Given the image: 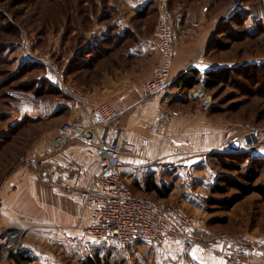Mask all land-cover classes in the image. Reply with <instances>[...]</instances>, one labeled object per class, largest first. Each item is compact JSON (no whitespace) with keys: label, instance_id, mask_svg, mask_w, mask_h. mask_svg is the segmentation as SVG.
Instances as JSON below:
<instances>
[{"label":"rangeland","instance_id":"1","mask_svg":"<svg viewBox=\"0 0 264 264\" xmlns=\"http://www.w3.org/2000/svg\"><path fill=\"white\" fill-rule=\"evenodd\" d=\"M131 1L0 0V188L6 176L21 165L30 163L31 168H35L36 163L27 162V159H35L31 153L37 142L47 132L65 124L62 115L49 116L52 107L64 104L62 101L67 98L63 93L41 97L35 94L40 89L36 79L43 75L42 68L49 70L36 62V58L47 56L64 71L66 85L79 92L85 90L82 83L87 79L110 74L119 66L123 71L131 70L139 63V60L124 57L135 37L116 47L106 45L103 51L107 50L109 54L102 49L97 54L85 52L84 47L89 45L86 33L94 28V33H100L101 26L110 27L109 31L116 29L114 33L148 37L157 32L162 14L167 13L172 18L183 16L180 26H175L177 44L183 34L188 41L196 42L204 33L207 42L200 51V60L213 67L224 66L232 70L231 77L218 89L209 92L202 84L198 86L211 97L212 108L220 110L214 113L211 108L208 115L234 127L236 134L227 139L248 136L252 128H264V68L252 70L246 67L264 64V30L260 29L264 26V0H155L149 4L144 18L127 10L126 5ZM237 14L246 16L242 23L229 22ZM122 16L128 23L126 32L115 26L117 17ZM230 36L233 40H229ZM219 45L228 48L220 51ZM77 51H80L79 57H73ZM84 56L88 58L84 59ZM30 62L39 66L31 67ZM144 68L140 70L141 74H149L151 68ZM48 75H52L51 71ZM47 87L44 85L42 91L48 92ZM182 108L176 107V110ZM191 108L202 112L198 101L191 103ZM204 158L202 163L199 162L200 166L189 169L183 165L188 159L182 158L174 164L170 182L172 193L168 197L158 199L143 194L142 198L161 205L178 206L197 219L206 220L205 231L209 236H229L245 241L255 238L256 244L264 247L263 198L252 194L229 210L224 209L225 205H208L211 198L226 201L236 193L231 190L227 196H212L210 186L216 183V176L220 174L235 180L239 172L215 166L211 163L214 161L211 155ZM241 161L242 172H245L248 162L244 158ZM223 162L238 164L229 158ZM196 178H204V188L197 190ZM263 180L264 176L259 182L263 183ZM184 191L189 197L183 196ZM197 203L201 207L204 205L205 211L197 210ZM28 240L27 235L22 239L23 243ZM30 241L40 244L37 250L45 254L51 264H86L90 259L109 261L110 264H156L159 261L156 248L145 244L122 247L111 241L97 243L85 235L42 246L43 242L38 243L33 238ZM14 258H8L5 264H23Z\"/></svg>","mask_w":264,"mask_h":264},{"label":"crops","instance_id":"2","mask_svg":"<svg viewBox=\"0 0 264 264\" xmlns=\"http://www.w3.org/2000/svg\"><path fill=\"white\" fill-rule=\"evenodd\" d=\"M154 1L132 0L128 2L130 4L126 5V8L131 14H137ZM115 22L117 29L126 32L128 23L124 16L117 17ZM99 30L100 33H94L95 28L86 33L85 38L89 45L86 44L84 47L85 52L96 54L107 43L115 42L110 38L115 36L114 33H108L110 27L101 26ZM118 34L121 37L125 35L122 32ZM128 34L129 38L131 36L136 39L134 44L127 47L124 57L139 60V63L131 70L123 71L119 66L111 70L110 74L85 80L82 83L85 90L81 93L92 103H108L123 110L119 130L128 141L131 143L148 141L145 158L122 156V177L136 197L142 198L143 194H151V197L161 199L157 191L170 188L172 172L175 170L173 167H176L174 164L178 160L188 159V162L183 164L185 169L200 166L199 162L202 163L205 155L225 153L224 141L236 133L229 123L213 120L208 115L209 111L201 112L191 108V103H196L191 98V93L201 87V84L197 85V88L184 91L187 92L185 94L174 86L172 95L162 94L150 101L141 102L144 85L153 78V73L160 62L157 33H151L148 37L136 33ZM179 40L171 68L173 78L176 79L181 74L196 69L205 79L209 71L227 68L213 67L211 63L200 60V51L207 40L204 33L196 42L188 41L185 34L179 36ZM79 55L80 51H77L73 57L78 58ZM195 59H197L195 62L189 64ZM145 66L151 68V71L142 75L140 70ZM50 78L54 81L53 75ZM62 102L64 103L62 108L54 110L49 116L62 115L66 119L64 123L76 121L82 116L79 104L68 99ZM176 107L183 108L176 110ZM167 109L178 111L180 118L155 125L156 119ZM58 129L59 127L47 132L35 145V151L31 153L35 159L29 161L27 159V162H35L36 167L32 169L30 163L21 165L6 176L0 188V232L5 229L28 230L29 240L24 243L26 253L21 257L31 260L26 264H51L45 254L37 250L36 247L40 244L36 245L30 239L33 238L38 243L43 242L42 246L52 244V241L63 242L66 239L83 236L85 234L78 230L77 226L81 223L84 227L91 219V213L84 212L76 192L87 187L98 173L99 157L96 144L81 139L62 142L57 137ZM101 133L112 137L118 133V129L109 125L102 128ZM251 156L264 159V145L253 150ZM42 177H45L47 182ZM203 180L195 179L197 190L205 187ZM150 183L155 187V189L151 187V191L148 190ZM183 196L189 197L187 191H184ZM198 201L200 200L196 202ZM203 206H198L197 203L195 207L199 211H205ZM198 226L206 229L207 221L198 219ZM246 240L256 243L257 239ZM214 245L216 250L228 247L226 242L215 241ZM155 248V252L159 253V261L156 264H165L164 249ZM166 248L176 254V264H224L222 258L209 248L194 246L184 249L180 243L173 241L167 243Z\"/></svg>","mask_w":264,"mask_h":264},{"label":"built area","instance_id":"3","mask_svg":"<svg viewBox=\"0 0 264 264\" xmlns=\"http://www.w3.org/2000/svg\"><path fill=\"white\" fill-rule=\"evenodd\" d=\"M183 16L172 18L167 13L161 15L157 29V50L160 62L153 78L143 88L141 102L150 101L159 95L174 94V81L171 68L177 47V31ZM36 62L46 66L53 75L54 82L63 95L70 101L81 106L82 116L73 122L59 127L57 137L66 142L71 139H81L95 143L99 157V170L90 184L78 190L84 212L91 213L90 223L86 226L78 224L77 229L97 243L111 241L126 247L137 243H147L152 247L164 249L165 264H176V254L167 249V243L178 242L184 249L199 246L209 248L222 258L224 264H264V247L254 242L229 236H209L205 229L198 226V219L185 210L174 205H161L154 201L136 197L132 189L124 182L121 168L122 156L129 155L145 158L148 147L147 140L131 143L120 129V119L123 113L108 103L95 104L86 99L79 91L65 83V73L53 64L47 56L36 58ZM191 98L198 101L203 112L212 108L211 97L201 88L191 93ZM62 104L50 110L61 109ZM180 118V113L164 110L155 121L170 122ZM113 125L118 133L112 137L105 136L101 129ZM90 133L91 138H86ZM238 149L233 150V145ZM264 145V128H252L248 136L232 137L225 142V153H245ZM42 179L47 182L45 177ZM28 230L7 229L0 232V264H5L8 258L26 253L22 239ZM215 241L226 242V249L216 250Z\"/></svg>","mask_w":264,"mask_h":264},{"label":"trees","instance_id":"4","mask_svg":"<svg viewBox=\"0 0 264 264\" xmlns=\"http://www.w3.org/2000/svg\"><path fill=\"white\" fill-rule=\"evenodd\" d=\"M151 5V3H149ZM149 4L146 5L142 10L137 12L138 18H144L147 16V9L149 7ZM242 18L240 19V17ZM243 18H246L244 15L237 14L236 16H233L230 18L229 22H235L237 24L242 23L244 20ZM260 29L264 30V26L260 27ZM111 30V29H110ZM117 30L114 29L113 31H109L108 33H114ZM224 32V31H223ZM115 36L110 37L113 38L115 42H109L107 43V46L113 45V47H116L118 44L121 43V41L125 40L127 37L129 38V34L125 33L124 36H120L118 33H114ZM116 37V38H114ZM131 37V36H130ZM109 38V40H110ZM229 40H233V37H229ZM105 47L100 48L102 51ZM228 46H222L219 45L218 49L220 51L226 50ZM104 53L107 52V50L103 51ZM97 54V53H96ZM109 54V53H106ZM31 67L36 66L37 64L34 62L29 63ZM39 66V65H37ZM36 66V67H37ZM261 66V67H260ZM263 66V67H262ZM246 67L251 68L252 70L256 68H264V64L256 65L253 64L251 66L247 65ZM43 75L41 77H38L36 81L40 83L38 86L37 92L35 93L37 96L41 97L44 94L48 95H58L59 93L62 94L61 89L58 87V85L52 81V79L49 77L48 73L49 70L42 68ZM46 72V73H45ZM231 68H221L214 71H209L206 74V78L203 79V75L196 69H191L180 76L176 78L173 85L177 88H180L183 92L189 91L196 87L199 84H202L203 87L206 89V91H213L215 89H218L223 84L226 83V81L231 77ZM45 73V74H44ZM44 85L48 86L47 91L43 92L42 89H44ZM211 111H214V113H219L220 110L216 108H212ZM213 158V162L215 166L220 167V169L223 170H233L238 173V176L235 180L224 178L223 175L218 174L216 176V183L212 186H210V194L212 196H227L231 190L235 191L236 193L229 197L226 201H218L214 198L208 200V205L210 206H217V205H225L224 209L229 210L233 206L237 205L241 201H243L246 197L252 195V194H258L263 198L264 201V180L263 183H260L259 180L264 176V159H261L259 157L251 156V151L246 153H215L211 155ZM232 159L233 161H237L238 164L236 165L235 162L233 165H230L226 162H223L227 159ZM244 158V161L248 162V168L243 171L242 166V159ZM221 160V161H218ZM152 185V186H151ZM151 187L155 189L153 184H149L148 190L151 191ZM157 189V188H156ZM171 192V188H166L164 190H158L157 193L159 194V198L164 199L168 197V195ZM224 203V204H223ZM22 255L15 256V260L19 261L20 263L26 264L31 262L28 258H21ZM86 264H110L109 261H104L97 259L96 261L89 260V263Z\"/></svg>","mask_w":264,"mask_h":264},{"label":"water","instance_id":"5","mask_svg":"<svg viewBox=\"0 0 264 264\" xmlns=\"http://www.w3.org/2000/svg\"><path fill=\"white\" fill-rule=\"evenodd\" d=\"M86 138H91V134L90 133H87L86 134ZM237 149H238V144L236 143V144L233 145V150L236 151Z\"/></svg>","mask_w":264,"mask_h":264},{"label":"bare ground","instance_id":"6","mask_svg":"<svg viewBox=\"0 0 264 264\" xmlns=\"http://www.w3.org/2000/svg\"><path fill=\"white\" fill-rule=\"evenodd\" d=\"M235 6H232V8H234Z\"/></svg>","mask_w":264,"mask_h":264}]
</instances>
